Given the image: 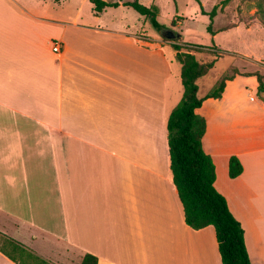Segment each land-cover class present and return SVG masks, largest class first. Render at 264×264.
Returning <instances> with one entry per match:
<instances>
[{
	"label": "crops",
	"instance_id": "0c3cea01",
	"mask_svg": "<svg viewBox=\"0 0 264 264\" xmlns=\"http://www.w3.org/2000/svg\"><path fill=\"white\" fill-rule=\"evenodd\" d=\"M45 1L0 0V233L51 264H80L85 253L97 264H221L214 227L185 223L172 182L176 51L142 37L139 22L106 19L108 7L80 20ZM211 99L202 145L213 160L227 139L233 195L218 186L216 165L214 186L241 223L251 264H264V92L255 75H237ZM244 100L253 103L241 111ZM231 155L242 165L233 178ZM0 264L16 263L0 252Z\"/></svg>",
	"mask_w": 264,
	"mask_h": 264
},
{
	"label": "trees",
	"instance_id": "16d2710c",
	"mask_svg": "<svg viewBox=\"0 0 264 264\" xmlns=\"http://www.w3.org/2000/svg\"><path fill=\"white\" fill-rule=\"evenodd\" d=\"M89 1L96 15L106 7H117L121 4L131 7L147 18L155 29L160 31L165 27L157 18L159 10L154 4L145 5L138 0L121 1V3L106 0ZM195 1L199 5L200 13L209 18L206 31L211 35L215 34L212 25L217 13V5L207 12L200 0ZM227 1L229 0L223 2ZM173 47L176 51L175 58L180 63L183 92L168 115L166 129L169 167L172 182L183 207L184 221L194 230L208 225L214 227L221 264H251L241 223L232 215L225 197L214 186L215 164L202 145L206 119L197 112V109L207 98L221 97L226 81L232 80L237 75H255L258 91L264 92L262 75L258 71L241 72L234 68L229 74H223L203 96H199L197 80L207 74L213 67L215 59L203 63L193 53L181 50L180 44L174 43ZM241 171L242 165L239 159L231 155L228 159V175L233 178ZM0 252L16 264H51L38 257L25 245L2 233H0ZM80 264H97V258L85 253Z\"/></svg>",
	"mask_w": 264,
	"mask_h": 264
},
{
	"label": "rangeland",
	"instance_id": "374dc122",
	"mask_svg": "<svg viewBox=\"0 0 264 264\" xmlns=\"http://www.w3.org/2000/svg\"><path fill=\"white\" fill-rule=\"evenodd\" d=\"M81 1L64 0L62 3L54 2V5H60L59 8H55L61 15L71 16L79 11L80 20H90L93 13L92 4L89 1L84 3ZM138 1L158 7L157 18L165 26L162 30L155 29L147 18L124 6L108 7L105 18L124 20L134 26L139 22V34L142 37L152 38L158 45L164 46L167 56L174 54L173 44L178 43L181 45V50L193 53L200 62L205 63L215 59L213 67L197 80L198 95H204L223 74H229L234 68L244 72L258 71L264 77V0H229L225 3L224 0H200L207 12L217 5V13L212 25L215 32L213 35L206 31L209 18L200 13L199 5L195 0ZM45 2L50 5L47 0ZM169 29L179 35L174 39H167L163 33ZM172 67L174 75L167 86L169 104L176 100V76L179 72V63L174 60ZM245 80L248 85L255 82L254 77ZM236 82L231 85L234 90L241 85ZM179 84L181 86V83ZM234 93L239 94V92ZM249 103L253 102L248 100L241 102L240 108L244 106L241 111H244ZM211 105L212 99H206L198 112L205 116L204 113ZM214 149L213 160L217 168L218 186L223 187L228 196L233 195V188L227 183V178L225 179L226 153L230 150V144L227 139L216 141Z\"/></svg>",
	"mask_w": 264,
	"mask_h": 264
},
{
	"label": "built area",
	"instance_id": "2783aa9c",
	"mask_svg": "<svg viewBox=\"0 0 264 264\" xmlns=\"http://www.w3.org/2000/svg\"><path fill=\"white\" fill-rule=\"evenodd\" d=\"M51 47L53 52L55 53L61 52V42L59 40H52Z\"/></svg>",
	"mask_w": 264,
	"mask_h": 264
},
{
	"label": "water",
	"instance_id": "95a60500",
	"mask_svg": "<svg viewBox=\"0 0 264 264\" xmlns=\"http://www.w3.org/2000/svg\"><path fill=\"white\" fill-rule=\"evenodd\" d=\"M178 33H175L171 29L167 30L166 33H163L164 37L167 39H174L177 36Z\"/></svg>",
	"mask_w": 264,
	"mask_h": 264
}]
</instances>
